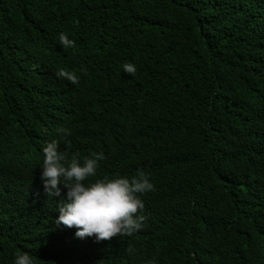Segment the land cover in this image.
I'll use <instances>...</instances> for the list:
<instances>
[{"label":"trees","instance_id":"1","mask_svg":"<svg viewBox=\"0 0 264 264\" xmlns=\"http://www.w3.org/2000/svg\"><path fill=\"white\" fill-rule=\"evenodd\" d=\"M60 127L69 157L105 153L97 178L150 175L139 232L82 242L55 223L41 146ZM17 251L264 264V0H0V264Z\"/></svg>","mask_w":264,"mask_h":264},{"label":"clouds","instance_id":"2","mask_svg":"<svg viewBox=\"0 0 264 264\" xmlns=\"http://www.w3.org/2000/svg\"><path fill=\"white\" fill-rule=\"evenodd\" d=\"M59 42L65 49L75 46V40L66 32L59 33ZM123 70L135 74L137 68L128 62L123 64ZM58 75L72 83L79 82L75 73L61 69ZM56 133L57 138L41 146L44 156L40 174L47 196L60 197L55 223L63 225V231L83 238L82 242L88 237L102 242L117 235L132 236L139 232L146 221L142 211L145 208L143 196L155 190L150 175L138 170L132 176L97 178L101 162L106 159L105 153L92 151L83 157H69L66 151L61 150V142L70 144L71 130L60 127ZM26 162L23 160L21 166ZM134 251L129 247V255ZM14 264H36V261L29 252L17 251ZM149 264H155V261Z\"/></svg>","mask_w":264,"mask_h":264}]
</instances>
